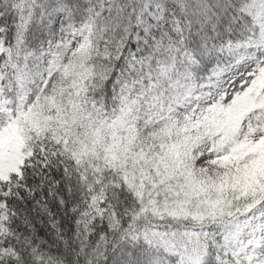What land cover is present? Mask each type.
<instances>
[{
  "label": "snow or ice",
  "instance_id": "obj_1",
  "mask_svg": "<svg viewBox=\"0 0 264 264\" xmlns=\"http://www.w3.org/2000/svg\"><path fill=\"white\" fill-rule=\"evenodd\" d=\"M0 264H264V0H0Z\"/></svg>",
  "mask_w": 264,
  "mask_h": 264
}]
</instances>
